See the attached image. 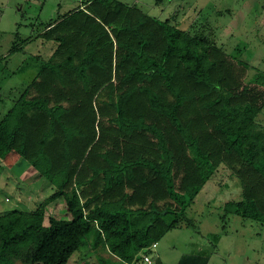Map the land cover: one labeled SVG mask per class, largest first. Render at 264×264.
Here are the masks:
<instances>
[{
  "label": "trees",
  "instance_id": "obj_1",
  "mask_svg": "<svg viewBox=\"0 0 264 264\" xmlns=\"http://www.w3.org/2000/svg\"><path fill=\"white\" fill-rule=\"evenodd\" d=\"M40 35L55 48L32 55L35 76L0 118V159L17 153L53 191L0 212V264H67L96 237L123 264L139 262L164 231L191 224L187 209L221 163L243 186L225 209L264 223V72L241 86L250 63L212 32L122 0H86ZM62 206L72 220L50 216L56 232L42 237Z\"/></svg>",
  "mask_w": 264,
  "mask_h": 264
},
{
  "label": "rangeland",
  "instance_id": "obj_2",
  "mask_svg": "<svg viewBox=\"0 0 264 264\" xmlns=\"http://www.w3.org/2000/svg\"><path fill=\"white\" fill-rule=\"evenodd\" d=\"M84 1L0 0V118L13 105L18 92L35 76L41 61H33L32 55L47 58L55 48L53 41L40 35L44 25ZM122 1L136 4L162 20L170 18L172 23L191 32H212L217 46L250 63L251 68L241 69V86L250 84L257 71L264 72V0ZM18 47L21 48L14 51ZM258 120L264 128V107ZM1 160L0 207L16 208L19 205L17 199L21 197L20 205L32 209L52 193V186L39 173L27 180L19 177L23 171H29L26 160L15 166H2ZM242 198L243 186L239 178L221 163L187 209L191 224L184 221L164 231L158 237L156 247L141 251L139 262L127 264H148L143 259L145 254L151 257L150 264H176L188 253L209 256L208 264H264V223L225 209L227 202ZM52 215L60 221L72 220L66 206L57 207L47 215V228L42 237L56 232L55 228H48ZM91 244L82 245L67 264H106L100 259L102 257L123 264L110 256L99 238H94Z\"/></svg>",
  "mask_w": 264,
  "mask_h": 264
},
{
  "label": "crops",
  "instance_id": "obj_3",
  "mask_svg": "<svg viewBox=\"0 0 264 264\" xmlns=\"http://www.w3.org/2000/svg\"><path fill=\"white\" fill-rule=\"evenodd\" d=\"M15 154H17V153H13V152H11L5 159H2L1 160V162H2V166L4 165V164H6V165H9V166H15V165H17L18 163H21V160H20V158H19V156H17V157H13V156H15ZM13 168V167H12ZM28 169H29V171H26V172H22V173H20V175H19V177L20 178H24V179H26L27 180V178H29V177H33V176H35L38 172H35V171H33L32 169H31V167H28ZM11 177H12V175H10ZM7 197V196H6ZM8 198V197H7ZM6 199V198H5ZM17 201H19L18 203H19V205H20V203H21V197H18V199H17ZM17 206V207H22V205H20V206ZM23 207H25V206H23ZM22 207V208H23ZM28 207H25V209H27ZM5 210H7V208H4L3 206H1L0 207V212H3V211H5Z\"/></svg>",
  "mask_w": 264,
  "mask_h": 264
},
{
  "label": "built area",
  "instance_id": "obj_4",
  "mask_svg": "<svg viewBox=\"0 0 264 264\" xmlns=\"http://www.w3.org/2000/svg\"><path fill=\"white\" fill-rule=\"evenodd\" d=\"M157 243H154L152 247H156ZM144 261L147 262L148 264L152 263L151 257L148 254L144 255Z\"/></svg>",
  "mask_w": 264,
  "mask_h": 264
}]
</instances>
